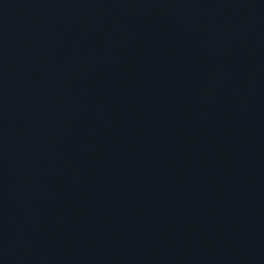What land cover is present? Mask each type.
<instances>
[{"label":"water","instance_id":"1","mask_svg":"<svg viewBox=\"0 0 264 264\" xmlns=\"http://www.w3.org/2000/svg\"><path fill=\"white\" fill-rule=\"evenodd\" d=\"M0 264H264V0H0Z\"/></svg>","mask_w":264,"mask_h":264}]
</instances>
